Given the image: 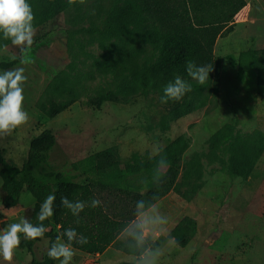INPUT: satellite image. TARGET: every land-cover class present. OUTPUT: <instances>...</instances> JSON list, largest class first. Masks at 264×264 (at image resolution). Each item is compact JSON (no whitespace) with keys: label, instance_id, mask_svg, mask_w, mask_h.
Wrapping results in <instances>:
<instances>
[{"label":"rangeland","instance_id":"obj_1","mask_svg":"<svg viewBox=\"0 0 264 264\" xmlns=\"http://www.w3.org/2000/svg\"><path fill=\"white\" fill-rule=\"evenodd\" d=\"M120 4L121 0L71 4L45 25L34 27V39L42 35L44 38L29 49L14 46L0 33V39L5 41L0 44V61L20 53L21 61H28L0 69L24 68L27 80L23 85V108L29 115L28 122L11 136L0 138L4 158L23 166L30 139L46 128L55 135L56 143L48 152L47 163L28 170L35 176L48 170L61 171L73 180H84V159L96 151L108 149L122 167L130 165L135 169L138 163L151 160L158 149L182 137L186 147L179 161L180 185L152 205L167 218L162 230L150 234L152 239L161 237L158 264H264V152L245 176L230 175L223 167L221 150L210 142L220 130L225 135L264 132V91L256 86L255 71L238 70L236 65L240 51L264 47V0H246V7L233 17V29L216 39L213 52L221 58L218 93L193 110L185 107L180 115H175L172 100L161 103L164 87L176 77L181 78L178 71H149L150 84L144 92L139 82L142 71L165 53L164 45L156 44L151 35L141 30L131 32L132 38L103 36L97 31ZM53 78H57L55 87L76 90L77 101L48 118L36 104ZM137 86V91H129ZM191 98L192 95L188 99ZM191 159L198 162L199 172L190 168L191 164L187 166ZM87 175L98 178L93 173ZM197 177V188L187 195L186 182ZM145 178L146 173L140 171L125 174L117 181L140 187ZM2 183L0 176V234L12 223L30 220L35 202L31 193L23 189L18 203L5 208L1 202ZM144 190L145 186L140 191ZM115 193L112 186L92 189L112 217L125 214L114 202ZM117 193L122 195L121 191ZM185 217L191 219L190 228L185 230L187 244L170 245L169 237ZM124 238L125 229L118 235V239ZM59 242L63 243L61 239ZM33 248L34 256L40 258L48 250L47 238L35 242ZM71 248L75 254L70 264H136L137 260L114 244L102 256ZM30 259L27 249L17 248L11 264H29ZM0 264L8 262L0 256Z\"/></svg>","mask_w":264,"mask_h":264},{"label":"trees","instance_id":"obj_2","mask_svg":"<svg viewBox=\"0 0 264 264\" xmlns=\"http://www.w3.org/2000/svg\"><path fill=\"white\" fill-rule=\"evenodd\" d=\"M27 2L34 14V27L45 25L55 14L65 12L70 5L68 0H27ZM245 5L246 0H121L117 12L112 13L97 31L103 36L131 37V32L141 30L142 34L151 35L156 44L164 45L165 53L151 67H146L142 71L139 82L144 92L150 84L149 71L164 72L172 69L178 71L192 89L181 101L172 103L176 108L175 115H180L185 112V107L189 111L193 110L195 106H201L218 93L221 58L214 54V45L218 37L233 29V17ZM43 38V35L37 36L33 45ZM0 44H5V41L0 39ZM21 55L20 53L12 59L1 60L0 69L5 70L14 66L21 61ZM189 61L198 66L212 65L213 70L209 73V80L203 85L188 75L186 67ZM236 65L238 70L255 71L256 86L260 91H264V47L240 51ZM56 80L57 78H53L48 83L36 104L48 118L56 116L77 101L76 90L68 86L55 87ZM138 88L137 86L129 91L135 92ZM191 95L192 98L188 99ZM195 101L197 104L192 105ZM210 142L214 148L221 150L223 167L230 175L245 176L264 152V132L260 130L247 134L240 131L228 132L227 135L225 131L220 130ZM55 143V135L49 129H41L30 139L26 162L21 167L8 162L3 156V151L0 150V176L3 180L4 193L2 205L5 208L15 206L21 191L23 189L29 191L35 199L29 221L35 226H40L42 223L47 229L42 238H47L48 249L55 243L57 237H60L63 243H68L67 237L63 234L68 229H74L78 235H83L88 240L86 244L71 242L70 246L75 249L96 254L102 253L108 246L114 244L123 254L138 258L137 254L126 246L125 238L118 239V235L136 219L133 208L136 207L137 201L144 200L147 204L153 205L170 190L178 189L180 155L186 147L182 137L166 145L151 160L138 163L135 169H130V165L122 167L120 162L113 158L110 150L103 149L84 159L87 164L84 169V180H73L63 172L53 170L35 176L28 167H38L47 163L48 152ZM161 157H166L169 166L162 170L164 175L157 184L153 177ZM190 164V168L199 172L196 160L191 159L187 166ZM140 171L146 173V178L140 187L120 185L117 181L125 174ZM87 173H93L98 178L90 177ZM199 179L200 177H197L193 181L186 182L189 187L187 195L197 188ZM110 186L116 189L114 202L118 204V210L121 208L125 211V214L122 212L117 217L109 216L101 205L95 208L90 206L91 201L96 199L92 189L95 187L105 189ZM144 186L145 190L140 191ZM117 190L121 191L122 195H119ZM50 194L55 195L54 214L41 222L38 219L40 206ZM62 197L72 202L85 203L86 206L79 213V217L73 216L70 210L61 204ZM77 219L79 223L76 222ZM190 220L189 217H185L183 222L174 228L173 237L180 247L185 246L189 240L185 230L190 228L188 224ZM40 239H22L18 248H25L31 254L29 264H56L57 260L49 258L48 250L40 258L34 256V244ZM151 242L153 248H158L161 245V237L151 238ZM119 264H132V262L123 261Z\"/></svg>","mask_w":264,"mask_h":264},{"label":"clouds","instance_id":"obj_3","mask_svg":"<svg viewBox=\"0 0 264 264\" xmlns=\"http://www.w3.org/2000/svg\"><path fill=\"white\" fill-rule=\"evenodd\" d=\"M86 2L87 0H68L70 5L76 3L83 5ZM34 19L32 8L27 0H0V33L4 39L11 40L14 46L21 49L31 48L35 36ZM27 62L21 61V63ZM212 70V65L198 66L191 61L186 67L188 75L201 85L209 80V73ZM26 80L23 67L0 72V138L11 136L15 129L29 120V115L23 108V85ZM191 90L188 82L176 77L173 82H169L164 87L161 103H167L169 100L179 102ZM168 166L166 157H161L153 177L155 183L159 184L164 175L162 170ZM54 201V194L46 197L40 206L39 221L43 222L53 216ZM61 204L75 217H79V213L86 206L84 202H72L66 197L61 198ZM100 204V200L93 199L90 206L95 208ZM135 216L134 222L125 229L126 246L137 254L136 264H158L161 250L153 248L150 234L162 230L167 224V218L162 216L155 206L147 204L144 200L136 202ZM76 222L79 223V219ZM46 230L42 223L40 226H35L28 219L10 224L7 230L0 234V256L11 264L14 252L20 245L21 234L25 239L35 240L42 238ZM63 235L67 237L68 243L59 242L60 237H57V242L51 245L47 254L49 258L59 261V264H70L75 254L70 247L71 242L86 244L88 240L87 237L78 235L74 229L66 230ZM168 243L174 245L175 238L169 237Z\"/></svg>","mask_w":264,"mask_h":264},{"label":"crops","instance_id":"obj_4","mask_svg":"<svg viewBox=\"0 0 264 264\" xmlns=\"http://www.w3.org/2000/svg\"><path fill=\"white\" fill-rule=\"evenodd\" d=\"M245 7H246V5H245L243 8H245ZM243 8H242V9H243ZM107 250H108V249L106 248L102 253H96V255H98V256L101 255V256H102L103 254H105V252H106Z\"/></svg>","mask_w":264,"mask_h":264}]
</instances>
